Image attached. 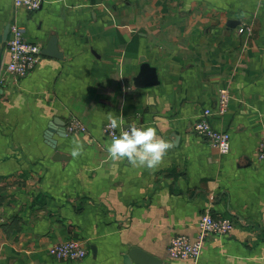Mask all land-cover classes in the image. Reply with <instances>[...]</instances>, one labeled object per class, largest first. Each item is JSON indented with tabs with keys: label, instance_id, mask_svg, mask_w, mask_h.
Segmentation results:
<instances>
[{
	"label": "crops",
	"instance_id": "obj_1",
	"mask_svg": "<svg viewBox=\"0 0 264 264\" xmlns=\"http://www.w3.org/2000/svg\"><path fill=\"white\" fill-rule=\"evenodd\" d=\"M13 22L43 48L56 35L63 57L43 55L0 96V264H127L134 246L161 264H264V0H46L34 11L0 0L3 59ZM144 64L156 84L136 85ZM224 87L229 109L211 117L231 135L220 154L194 124ZM109 112L175 146L155 169L109 160ZM71 115L89 132L63 135ZM206 212L235 229L208 235L197 259L172 257L171 239H195ZM66 238L86 244L83 260L48 253Z\"/></svg>",
	"mask_w": 264,
	"mask_h": 264
},
{
	"label": "built area",
	"instance_id": "obj_2",
	"mask_svg": "<svg viewBox=\"0 0 264 264\" xmlns=\"http://www.w3.org/2000/svg\"><path fill=\"white\" fill-rule=\"evenodd\" d=\"M45 1L14 0V3L17 7H24L34 11L42 7ZM240 31L250 33L252 27L245 25L240 28ZM10 34L11 36L7 43L9 58L3 59L0 71V88L3 89L9 82L19 84V81L30 73L43 56L42 45L27 39L24 26L18 22H13ZM231 98L232 93L230 88H222L219 92L216 110L211 108L204 109L194 124L196 133L203 137L220 154L230 152L231 135L227 130L214 127L211 117L215 113L219 115L225 114L229 109ZM136 124L138 127H143V124L139 122H136ZM102 130L104 135L109 138L113 135H119L120 132V129H112L109 126V122L103 126ZM66 132L68 135H73L88 133L89 130L79 117L71 115L66 124ZM257 157L259 160H264V140L258 147ZM198 226L199 233L195 239H191L187 235H177L171 239L168 252L172 257L183 259L199 258L208 235L224 236L230 234L235 229L236 224L229 217L214 216L212 213L206 212L199 220ZM47 251L58 260L70 261L83 260L89 253L86 244L77 238L61 239L50 245Z\"/></svg>",
	"mask_w": 264,
	"mask_h": 264
},
{
	"label": "clouds",
	"instance_id": "obj_3",
	"mask_svg": "<svg viewBox=\"0 0 264 264\" xmlns=\"http://www.w3.org/2000/svg\"><path fill=\"white\" fill-rule=\"evenodd\" d=\"M106 115L109 126L114 130L120 129L119 135H113L106 144L107 158L113 162L126 160L134 168L155 169L175 146L174 141L158 135L155 127H138L132 122L125 128L123 116L111 112ZM73 145L71 156L79 157L83 153V144L74 140Z\"/></svg>",
	"mask_w": 264,
	"mask_h": 264
},
{
	"label": "water",
	"instance_id": "obj_4",
	"mask_svg": "<svg viewBox=\"0 0 264 264\" xmlns=\"http://www.w3.org/2000/svg\"><path fill=\"white\" fill-rule=\"evenodd\" d=\"M10 26L6 28L3 34V40L0 36V43L2 41H5L8 38ZM2 51V50H1ZM0 51V71L2 68V52ZM42 54L46 56H52L61 58L63 57V53L59 51L58 48V39L56 35L51 36L48 45L42 49ZM157 83V77L155 75V69L150 66L149 64H144L142 67V72L140 75L136 78V85L137 86H148V85H154ZM4 92L3 88H0V96ZM66 123L64 122L62 124L61 132L63 135H67L66 132ZM52 127L50 126L49 131L47 132L46 138L48 141H55L51 137ZM55 143V142H54ZM61 154H56L55 159H61ZM126 262L127 264H161L162 260L156 258L155 256L149 254L148 252L144 251L140 247L134 246L126 255Z\"/></svg>",
	"mask_w": 264,
	"mask_h": 264
}]
</instances>
